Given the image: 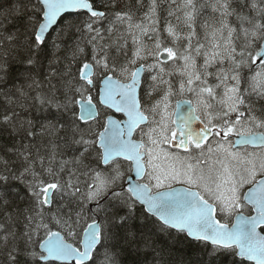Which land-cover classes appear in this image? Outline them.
Returning a JSON list of instances; mask_svg holds the SVG:
<instances>
[{
  "label": "snow or ice",
  "instance_id": "6c2138e0",
  "mask_svg": "<svg viewBox=\"0 0 264 264\" xmlns=\"http://www.w3.org/2000/svg\"><path fill=\"white\" fill-rule=\"evenodd\" d=\"M6 2L0 264H264V0Z\"/></svg>",
  "mask_w": 264,
  "mask_h": 264
},
{
  "label": "trees",
  "instance_id": "16d2710c",
  "mask_svg": "<svg viewBox=\"0 0 264 264\" xmlns=\"http://www.w3.org/2000/svg\"><path fill=\"white\" fill-rule=\"evenodd\" d=\"M0 4H4L5 7L8 6L6 0H0ZM208 15H209L208 12L204 13L205 18H207ZM23 55L24 54L22 53L20 59L23 58ZM16 67H18V65L15 62H13V68H16ZM21 114L25 115V113H21ZM5 131L6 130H0V145H10L13 143V139H10L7 134H4ZM131 259L139 262L142 260V257L133 256L131 257Z\"/></svg>",
  "mask_w": 264,
  "mask_h": 264
},
{
  "label": "water",
  "instance_id": "95a60500",
  "mask_svg": "<svg viewBox=\"0 0 264 264\" xmlns=\"http://www.w3.org/2000/svg\"><path fill=\"white\" fill-rule=\"evenodd\" d=\"M185 110H186V106H185ZM216 239H217V243L222 242V241H221V238H220L218 235H217ZM244 254H245V255H249L248 252H245ZM255 258H256L255 255H250V259H255Z\"/></svg>",
  "mask_w": 264,
  "mask_h": 264
}]
</instances>
